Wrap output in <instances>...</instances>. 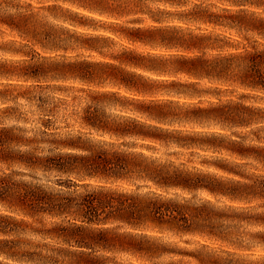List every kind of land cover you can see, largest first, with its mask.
Returning a JSON list of instances; mask_svg holds the SVG:
<instances>
[{"label":"rangeland","instance_id":"obj_1","mask_svg":"<svg viewBox=\"0 0 264 264\" xmlns=\"http://www.w3.org/2000/svg\"><path fill=\"white\" fill-rule=\"evenodd\" d=\"M171 1L174 3L0 0V129L12 132L0 134V156L20 150H31L42 156L75 153L77 151L69 148L51 146L49 141L68 143L78 141V137L97 145L110 146L111 142H116V146L123 148L122 143L143 144L133 138L117 139L89 127L86 124L89 106L91 110L97 108L101 116L110 121H139L164 129L197 131L199 141L204 138L203 131L235 132L237 135L232 138H237L240 146L264 149V120L223 130L221 124L208 127L190 118L199 107L228 105L230 111L235 104L257 108L256 116L264 117V88L250 89L236 81L195 79L176 72L180 67L179 56L203 59L228 56L233 63L229 76L245 77L248 62L245 55L264 51V36L245 30L239 22H233V28H225L181 19L194 8L200 12L206 9L220 12L225 5L219 1ZM87 6L113 13L104 14ZM120 10L126 14L114 17ZM154 19H160L161 24ZM154 26L166 28L165 42L160 41L163 35L159 33L153 38L149 36L148 43L131 38L137 35L134 30H150ZM135 63L143 66H134ZM21 141L31 144L26 147ZM153 145L157 156L167 157L185 170L215 174L227 187L236 186L238 182L244 184L246 179L223 168L237 170L250 178L264 175V161L244 158L231 151ZM4 174L53 191L64 187L58 184L60 181H82L76 174L46 172L0 160V176ZM184 195L192 197L188 193ZM200 198L213 200L218 209L229 215L246 217L243 221H232L237 226L232 239L234 245L198 234L166 232L157 234L160 236L157 242L169 252L152 254L133 250L134 253L100 251L98 254L112 258L115 262L110 264H202L197 256L204 259L205 264H264V199L232 202L201 192L193 201ZM242 206L247 208L243 210ZM0 210L5 213L2 205ZM25 219L29 222L22 226H7V232L0 233V238L14 241L18 245L17 252L28 253L27 257L60 258L63 264L82 261L81 256H71L76 252L75 246L44 230L51 229L54 221L67 225L69 220L74 221L73 217L53 219L41 215L39 221ZM103 227L120 234L145 232L122 222H111ZM26 260L10 261L34 264Z\"/></svg>","mask_w":264,"mask_h":264},{"label":"trees","instance_id":"obj_2","mask_svg":"<svg viewBox=\"0 0 264 264\" xmlns=\"http://www.w3.org/2000/svg\"><path fill=\"white\" fill-rule=\"evenodd\" d=\"M128 1L140 3L142 0ZM156 1L174 3L171 0ZM216 1L225 5L220 12H209L208 9L200 12L194 8L193 12H189L181 19L225 28H233L232 23L239 22L245 30L264 36V0ZM106 2L109 4V0ZM196 5L201 7L200 4ZM86 8L104 14L113 13L91 6ZM125 12L117 11L114 17H122ZM154 20L159 24L162 22L160 19ZM133 33L137 34L131 37L134 41L144 43L150 42L149 36L153 38L157 33L163 35L160 41L165 42L164 38L168 35L166 28L161 26H154L150 30L138 28ZM246 56L248 62L245 65V77L229 76L233 63L228 56L215 59L179 56L177 63L180 67L176 72L185 73L195 79L229 80L240 82L250 89L264 88V51L249 53L245 58ZM134 66L143 65L135 63ZM151 69L155 70L153 67ZM255 110L258 109L241 104H235L230 111L228 105L210 109L199 107L194 110L190 118L208 127L221 124V129L226 130L229 126L244 127L264 120L263 116H256ZM88 115L86 124L92 129L117 139L133 138L142 141L143 144L122 143L123 148L116 146V142H111L110 146L106 143L97 145L78 137V141L68 143L49 141L51 146L69 148L77 151L75 153L42 156L36 155L31 150H20L17 153L8 151L4 156H0V160L29 168H39L46 172L76 174L82 178V181L81 183L72 180L67 183L60 181L61 183L58 184L66 189L64 190L63 187L53 191L39 184L17 181L7 174L0 176V205L4 207L5 212H0V233H6L5 230L9 225L19 227L28 223L26 217L37 221L41 215L53 219L73 217L74 221L69 220L67 225H64V222L54 221L51 229L44 228L47 234H56L57 238L75 246L76 252L71 256H81L82 261L80 263L72 261L70 264L115 262L109 256L98 254L100 251L132 253L146 251L152 254L169 252L163 244L157 242L160 237L157 234L166 232L198 234L235 244L232 239L237 226L232 221L234 219L243 221L246 217L227 214L218 209L211 199L200 198L196 202L193 200L201 192L215 199L224 198L232 202L264 199V175L250 178L237 170L223 168L246 179L244 184L238 182L236 186L227 187V184L219 180L220 178L215 174L210 175L201 170H185L180 165L176 166L167 157L157 156L153 144L163 146L174 144L180 148L198 147L211 151L227 150L241 157L255 158L259 161H264V149L258 146H249V148L240 146L237 138H232V135H237L235 132L203 131L204 138L199 141L197 131L164 129L158 125H146L139 121H110L103 118L97 108L91 110L90 106ZM5 130L0 129V134L12 133L11 130ZM44 141L41 139V142ZM20 143L26 147L31 144L30 141ZM50 152L53 153L52 149ZM185 193L191 194L192 197L188 198ZM230 208L233 207L229 206ZM246 208L242 206L243 210ZM111 222H122L145 232L120 234L115 229L103 227ZM17 251H19L18 245L14 241L8 242V239L0 238V264H13L10 260L16 259L26 260L22 258H27L34 264H63L60 258L43 255L27 257L28 253ZM197 258L205 264L204 259L198 256Z\"/></svg>","mask_w":264,"mask_h":264}]
</instances>
